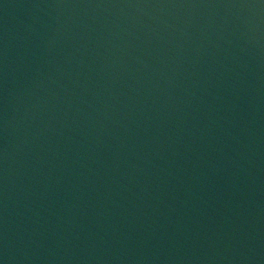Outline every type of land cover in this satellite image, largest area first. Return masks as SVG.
<instances>
[{
	"label": "water",
	"instance_id": "obj_1",
	"mask_svg": "<svg viewBox=\"0 0 264 264\" xmlns=\"http://www.w3.org/2000/svg\"><path fill=\"white\" fill-rule=\"evenodd\" d=\"M0 264H264V0H0Z\"/></svg>",
	"mask_w": 264,
	"mask_h": 264
}]
</instances>
